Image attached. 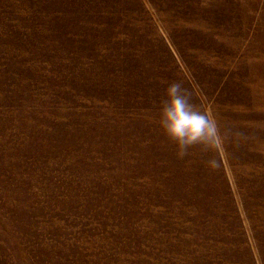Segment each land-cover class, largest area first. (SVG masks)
I'll list each match as a JSON object with an SVG mask.
<instances>
[{
  "label": "rangeland",
  "instance_id": "obj_1",
  "mask_svg": "<svg viewBox=\"0 0 264 264\" xmlns=\"http://www.w3.org/2000/svg\"><path fill=\"white\" fill-rule=\"evenodd\" d=\"M0 264H264V0H0Z\"/></svg>",
  "mask_w": 264,
  "mask_h": 264
},
{
  "label": "clouds",
  "instance_id": "obj_2",
  "mask_svg": "<svg viewBox=\"0 0 264 264\" xmlns=\"http://www.w3.org/2000/svg\"><path fill=\"white\" fill-rule=\"evenodd\" d=\"M155 123L160 135L178 154L199 145L208 147L218 135L215 121L191 104L178 83H169L157 101Z\"/></svg>",
  "mask_w": 264,
  "mask_h": 264
}]
</instances>
